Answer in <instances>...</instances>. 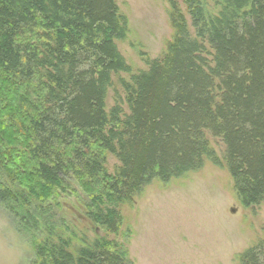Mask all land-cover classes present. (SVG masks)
Instances as JSON below:
<instances>
[{
    "label": "trees",
    "instance_id": "16d2710c",
    "mask_svg": "<svg viewBox=\"0 0 264 264\" xmlns=\"http://www.w3.org/2000/svg\"><path fill=\"white\" fill-rule=\"evenodd\" d=\"M168 3L172 39L120 80L125 113L105 105L112 75L130 72L116 0H0V201L30 233L34 264H131L98 236L70 248L74 225L48 212L67 189L80 203L62 205L111 234L144 187L206 161L226 168L242 206L264 201V0ZM235 264H264V235Z\"/></svg>",
    "mask_w": 264,
    "mask_h": 264
},
{
    "label": "rangeland",
    "instance_id": "374dc122",
    "mask_svg": "<svg viewBox=\"0 0 264 264\" xmlns=\"http://www.w3.org/2000/svg\"><path fill=\"white\" fill-rule=\"evenodd\" d=\"M116 4L127 28L125 38L116 45L130 72L112 75L105 105L109 112L117 99L127 113L120 80L130 81L132 74L146 71L147 61L160 57L166 49L173 29L168 0H116ZM211 145L220 155V141L212 139ZM104 166L112 174L119 161L106 153ZM63 202L76 208L79 199L74 191L59 192L48 201L54 209L48 212L74 225L71 249L98 236L121 248L131 264H235L239 253L264 235V201L242 206L226 168L210 161L185 177L167 183L153 181L144 187L133 202L119 207L121 223L115 234L86 224ZM9 204L14 206V202ZM35 261L30 233L27 235L15 214L0 201V264Z\"/></svg>",
    "mask_w": 264,
    "mask_h": 264
},
{
    "label": "water",
    "instance_id": "95a60500",
    "mask_svg": "<svg viewBox=\"0 0 264 264\" xmlns=\"http://www.w3.org/2000/svg\"><path fill=\"white\" fill-rule=\"evenodd\" d=\"M231 211H233V210H231Z\"/></svg>",
    "mask_w": 264,
    "mask_h": 264
}]
</instances>
